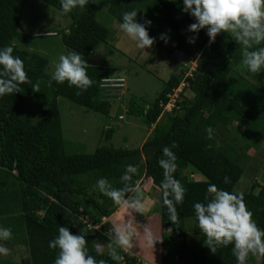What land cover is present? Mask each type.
<instances>
[{"label": "trees", "instance_id": "obj_1", "mask_svg": "<svg viewBox=\"0 0 264 264\" xmlns=\"http://www.w3.org/2000/svg\"><path fill=\"white\" fill-rule=\"evenodd\" d=\"M38 1L61 12L60 0ZM27 2L0 0V47H13L12 55L23 61L27 80L19 85V92L0 96V215L9 216L11 212L19 215L25 229V243L23 239L21 247L28 254L25 263L54 264L59 250L50 249L48 243L58 235L59 226H63L73 235L84 236L86 255L92 256L97 264L101 260L105 264H136V259L124 251L119 260L96 251L97 241H116L112 225L103 220L111 217L118 207L95 188L96 181L105 178L114 188H135L137 180L140 184L151 180L157 189L160 222L165 229L161 246H172L163 257V264H236L231 245L218 247L213 253L197 226L196 233L188 235L186 220H195L193 204L206 202V196L210 199L206 189L215 184L218 189L242 194L257 227L264 229V180L262 183L254 180L248 192L235 189L250 159L245 151L247 144L264 141V114L251 112L225 91L229 79L238 81L236 75L263 97L264 69L250 73L242 60L244 51H257L264 47V41L245 49L231 31H221L209 43L207 27L195 33L189 31V26L197 21L182 11V0H111L107 12L118 24L124 12L136 10L139 23L151 21L150 26H145L150 38H154V49L169 57L180 53L194 68L188 72L189 68L177 64L178 69L164 83L154 103L141 113L146 125L153 127L151 137L141 148L115 149L108 143L114 130L108 128L104 133L107 145L92 154L70 155L62 135L58 98L63 97L86 111L110 116L112 105L103 101L100 85L104 78L111 77V71L86 65V73L92 80L86 91L69 87L66 81L63 84L50 81L48 57L32 51L31 36L20 31ZM97 14L94 0L67 14L71 24L60 37L67 53L75 51L87 57L96 46L107 44L112 33L97 21ZM168 32L172 35L171 44L160 39ZM190 39L195 43H189ZM181 84L184 90L176 108L172 112L164 110L170 95ZM34 85H38L39 92L33 90ZM187 92L189 99L184 97ZM128 112H136L133 105ZM232 126L241 131L239 147L224 142ZM207 127L213 129L211 140L205 132ZM173 143L177 165L174 176L185 189L183 202L176 205L175 224L168 220L163 206L159 187L163 175L157 163L162 158L161 149ZM129 164L137 168V174L131 181L120 182L124 167ZM189 171L201 174L205 180H193ZM225 177L229 179L227 184ZM14 190L15 196L10 200L9 194L13 195ZM6 225L3 222V227ZM257 256L258 261L249 254L246 264H264V256Z\"/></svg>", "mask_w": 264, "mask_h": 264}, {"label": "rangeland", "instance_id": "obj_2", "mask_svg": "<svg viewBox=\"0 0 264 264\" xmlns=\"http://www.w3.org/2000/svg\"><path fill=\"white\" fill-rule=\"evenodd\" d=\"M94 1L98 6L97 21L108 28L112 35L107 44H100L93 49L89 56L81 57L88 66L106 68L111 71V77L124 78L126 89L114 93L113 96L109 94L110 102L108 103L112 105V109L108 117L86 111L63 97L58 98L62 135L66 152L70 155L92 154L98 147L107 145L104 133L108 128L114 130L113 138L108 143L115 149L141 148L145 141L151 137L153 129L146 125L145 116L141 113L154 103L161 93L164 83L178 69L177 64H183L189 68L188 72L194 68L192 64L189 66L186 63L184 56L180 53L169 57L166 53L155 50L153 46L148 49H138L135 42L131 41L119 29V24L108 14L107 8L111 0ZM70 24L71 20L67 15L41 1L28 0L24 8L20 31L31 36L29 47L32 51L48 57L50 61L49 74L54 70L58 57L61 54H67L60 37ZM34 35L38 37H34ZM171 36V33L168 32L167 41L170 44L172 43ZM234 78L238 81L233 82L232 79L227 81L226 94L246 106L251 112L260 113L262 116L264 114V95L263 97L258 96L256 90L246 85L239 76L235 75ZM189 96L187 92L184 97L189 99ZM131 105L136 109V112H128ZM168 109L171 110V106ZM120 116L122 119H119ZM164 119L165 116H162L161 121ZM240 133L239 129L232 126L229 134H225L224 142L227 140L229 144L239 147L240 143L237 140H239ZM245 151L250 159L249 162L246 161L245 172L235 188L237 192H248L251 190L254 180H258L259 183L264 180V141L256 145L252 141L249 142ZM189 175L195 181L205 180L201 174L195 171H189ZM11 181L15 180L11 179ZM15 189L19 193V187L17 186ZM9 196L10 200L13 199L15 190L13 195L9 194ZM130 196H136L145 201L144 214H137L135 220L147 223L150 230L142 233L139 232L137 226L135 230L138 232V242L129 248L122 249L116 241L114 243L97 241L95 248L99 244L101 246L100 253L103 254L111 255L115 252L119 256L121 252L127 251L131 253V258L138 259L143 264H163V257L167 255L172 246L166 248L161 246L165 229L160 222L159 202L156 199L157 189L151 182L147 183L144 180L139 189L133 191ZM129 214H131L130 210L118 208L111 217L105 218L103 223L110 222L114 229ZM19 219V215H14L12 212L9 216L7 213L0 215V226L3 227V222H6V226L12 232V239L0 241L3 246L9 249L7 256H0V264H26L28 254L25 250L23 253L21 248L23 239L26 238L25 229ZM133 223L135 224V221ZM186 226L189 236L196 233L197 227L194 219H187ZM255 259L258 261L259 257L255 255Z\"/></svg>", "mask_w": 264, "mask_h": 264}, {"label": "clouds", "instance_id": "obj_3", "mask_svg": "<svg viewBox=\"0 0 264 264\" xmlns=\"http://www.w3.org/2000/svg\"><path fill=\"white\" fill-rule=\"evenodd\" d=\"M88 2L89 0H60V11L67 15L76 8L83 9ZM182 2V11L189 13L197 21L189 26V31L195 33L207 27L209 43L213 42L221 31H231L236 41L245 49L264 41V0H182ZM137 14L136 10L124 12L119 29L135 42L138 49L151 48L154 38H150L145 26H150L151 21L146 20L145 24H141L136 19ZM160 39L167 43L166 35H161ZM188 42L195 43V40L190 39ZM12 53L11 45L0 47V96L19 92V85L27 82L23 61ZM242 63L247 66L250 73L260 72L264 69V47L257 51H244ZM86 65L87 62L75 51H69L66 55L61 54L54 65L50 81L57 84L66 81L69 87L75 86L81 91H86L92 84L86 73ZM32 88L39 92L38 85ZM205 132L207 138L211 140L213 129L207 127ZM175 147V143L171 147H163L162 158L157 161L163 175L159 186L162 189V202L172 224L177 222L176 205L183 202L185 193L184 187L174 176L177 165L172 149ZM136 174L137 168L134 165H126L120 182L131 181ZM224 183H229L228 177L224 178ZM139 186L140 181L137 180L135 188L127 186L114 188L105 178H99L95 184L96 190L109 198L113 205L130 210L131 214L113 229L116 242L122 249L132 247L138 242V232L135 230L137 226L142 233L150 230L147 223L135 220L137 214H144L145 201L136 196L126 195L138 190ZM206 192L211 198L206 196V202L194 203L192 207L196 226L206 237L205 244L211 247V251L215 253L218 247L231 245V253L236 259V264H246L249 254L264 256V229L258 228L252 219V213L247 210L243 195L218 189L215 184H209ZM10 239L11 229L0 226V241ZM85 244L83 235H73L66 227L59 226L58 235L49 241L48 247L59 250L54 264H97L92 256L86 255ZM96 251L98 253L101 251L99 244L96 245ZM124 252L131 257V253ZM8 254L9 249L0 243V256ZM111 256L114 260L120 259L115 252L111 253ZM135 261L137 264V259ZM99 264L105 262L101 260Z\"/></svg>", "mask_w": 264, "mask_h": 264}, {"label": "built area", "instance_id": "obj_4", "mask_svg": "<svg viewBox=\"0 0 264 264\" xmlns=\"http://www.w3.org/2000/svg\"><path fill=\"white\" fill-rule=\"evenodd\" d=\"M101 90L103 91V101H107L110 102L109 98V94H112V96L114 95V93H117L119 91H123L124 89H126V83H125V79L124 78H118V77H108V78H104L101 82L100 85ZM184 90V84H181L177 89H175L172 92V95H170V100L167 103V105L164 107V110L168 111V112H172L173 109H175V104L177 102V100L180 98V94L183 92ZM171 106V110L168 109V107ZM119 119H122V116L119 117ZM137 261L141 264H143V262H141L140 260L137 259ZM122 264H125L124 262Z\"/></svg>", "mask_w": 264, "mask_h": 264}, {"label": "crops", "instance_id": "obj_5", "mask_svg": "<svg viewBox=\"0 0 264 264\" xmlns=\"http://www.w3.org/2000/svg\"><path fill=\"white\" fill-rule=\"evenodd\" d=\"M148 135H149V133H148ZM145 181H146L147 183H148V182H151V180H149V181H148V180H145ZM153 187H154V186H153ZM129 253H130V252H129Z\"/></svg>", "mask_w": 264, "mask_h": 264}]
</instances>
